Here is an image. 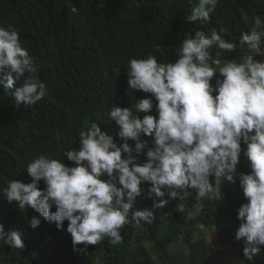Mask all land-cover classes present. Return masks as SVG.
Returning <instances> with one entry per match:
<instances>
[{"label": "clouds", "instance_id": "9594fccd", "mask_svg": "<svg viewBox=\"0 0 264 264\" xmlns=\"http://www.w3.org/2000/svg\"><path fill=\"white\" fill-rule=\"evenodd\" d=\"M217 4L197 0L186 21H209ZM239 44L247 45L246 54L222 58V53L236 50V43L215 29H197L180 42L174 63L153 55L131 58L126 66L129 86L151 96L136 100L135 115L131 107L111 108L109 116L122 143L92 121L79 132V148L63 153L72 166L63 159L37 156L27 166L30 182L13 179L2 189L8 202L39 213L29 220L32 228L40 226L41 217L58 229L67 220L74 247L105 239L118 245L126 224L151 223L170 200L177 201L176 211L196 219L204 200L223 199L222 179L235 183L238 176L247 200L237 210L241 223L236 239L245 245L239 264H251L264 247V59H256L264 57V19L257 15L240 34ZM34 73L33 58L18 30L0 26V84L11 90L17 105H36L46 95L47 84ZM153 97L158 115L149 114ZM140 113L145 115L141 118ZM142 136L152 138L151 146ZM242 141L250 173L237 172ZM141 155L146 157L143 163L138 161ZM42 180L44 188L39 187ZM145 182L150 184L146 194L141 186ZM166 192L168 199H161ZM142 195L153 199L152 207L134 209ZM190 197L191 207L186 204ZM0 241L12 249L25 246L22 234L6 231L2 223Z\"/></svg>", "mask_w": 264, "mask_h": 264}, {"label": "trees", "instance_id": "16d2710c", "mask_svg": "<svg viewBox=\"0 0 264 264\" xmlns=\"http://www.w3.org/2000/svg\"><path fill=\"white\" fill-rule=\"evenodd\" d=\"M196 2L0 0V26L18 30L33 58L34 75L48 86L41 101L26 107L17 105L11 90L0 84V223L6 231H19L25 244L12 249L0 241V264H239L245 259L243 240L236 239L241 223L237 210L247 203L238 176L235 183L222 179L223 199L204 200V210L196 219L176 211L177 201L170 200L156 211L151 223L126 224L121 229L122 243L110 245L105 239L87 248L73 246L67 220L58 229L56 223L41 217L40 226L32 228L29 220L39 213L30 207L20 210L2 191L9 180L30 182L27 166L41 154L72 166L63 153L79 148V132L92 121L122 143L118 126L109 116L111 108L131 107L135 115L136 100L151 96L129 86L126 66L131 58L153 55L160 62L174 63L180 42L197 29H215L236 43V50L222 53V58L248 52L247 45L240 46L239 36L250 29L257 15L264 19V0H218L209 21L188 22L185 16ZM215 82L214 77L211 83ZM152 99L149 114L158 115L157 101ZM139 115L142 118L145 113ZM142 138L151 146V137ZM129 143L134 146L135 141ZM246 147L242 141L238 173L251 172L243 154ZM145 160L143 155L138 157L141 163ZM141 186L146 194L150 184ZM39 187H46L43 180ZM161 199H168L167 192ZM193 203L191 197L186 201L189 207ZM152 204L153 199L142 195L133 207L142 210ZM215 244L224 245V252L216 254ZM251 264H264V247Z\"/></svg>", "mask_w": 264, "mask_h": 264}, {"label": "crops", "instance_id": "0c3cea01", "mask_svg": "<svg viewBox=\"0 0 264 264\" xmlns=\"http://www.w3.org/2000/svg\"><path fill=\"white\" fill-rule=\"evenodd\" d=\"M219 245H221V244H215V245H214V247H215V248H214V251H217V252H215V253H216V254L218 253V255L220 254V251H223V249L220 248ZM223 252H224V251H223ZM223 252H222V253H223Z\"/></svg>", "mask_w": 264, "mask_h": 264}, {"label": "rangeland", "instance_id": "374dc122", "mask_svg": "<svg viewBox=\"0 0 264 264\" xmlns=\"http://www.w3.org/2000/svg\"><path fill=\"white\" fill-rule=\"evenodd\" d=\"M223 246H224V245H222V244H221V245H219V247H220V248H222V249L224 248Z\"/></svg>", "mask_w": 264, "mask_h": 264}, {"label": "built area", "instance_id": "2783aa9c", "mask_svg": "<svg viewBox=\"0 0 264 264\" xmlns=\"http://www.w3.org/2000/svg\"><path fill=\"white\" fill-rule=\"evenodd\" d=\"M201 228H202V226H201Z\"/></svg>", "mask_w": 264, "mask_h": 264}]
</instances>
